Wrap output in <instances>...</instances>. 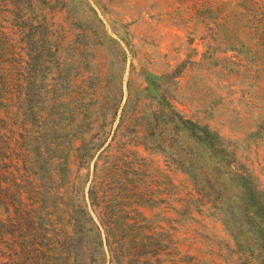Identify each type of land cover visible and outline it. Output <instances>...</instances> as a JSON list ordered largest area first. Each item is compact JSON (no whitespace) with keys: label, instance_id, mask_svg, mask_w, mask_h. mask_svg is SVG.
Listing matches in <instances>:
<instances>
[{"label":"rangeland","instance_id":"rangeland-1","mask_svg":"<svg viewBox=\"0 0 264 264\" xmlns=\"http://www.w3.org/2000/svg\"><path fill=\"white\" fill-rule=\"evenodd\" d=\"M21 3L22 13L34 18L30 27L48 33L50 43L33 41L45 51L28 86L32 109L26 107L15 117L7 109V95L0 98V135L12 147L16 140L40 151L41 161L47 158L42 151L52 136L59 144L45 165L48 175L57 173L61 180L46 181L48 189L40 192L44 202L38 207L57 212L55 218L70 232L66 247L72 254L56 256L51 251L45 264H105L104 251L91 242L88 225L82 234L86 237L78 234L84 219L78 209L89 184L84 192L70 186L82 172L84 188L85 172L89 165L93 171L98 156L104 165V150L120 131L123 115L122 136L113 143L114 157L108 164L113 172L118 168L107 188L113 227H124L139 242L157 245L164 240L170 253L162 256L164 264H235L226 250L233 243L211 216L213 210L192 197L194 184L205 181L201 175L212 162L206 159L208 152L191 151L189 138L206 129L218 134L219 156H235L238 168L249 170L264 188V0ZM11 19L4 13L0 29L4 26L16 38ZM17 38L19 48L23 44ZM55 89L64 102L56 135L49 119L38 123L37 118L40 107L51 108L47 100L38 105L40 99ZM97 145L104 147L87 169L74 163L79 151L91 152ZM222 177L229 199L243 204L241 183L232 172ZM19 198L14 194V203ZM90 210L99 223L98 213ZM69 211L76 218L71 227ZM2 213L6 218L5 210ZM7 238L0 245V264L10 261ZM16 242L31 243L23 238ZM11 262L27 264L19 254L11 255Z\"/></svg>","mask_w":264,"mask_h":264},{"label":"trees","instance_id":"trees-1","mask_svg":"<svg viewBox=\"0 0 264 264\" xmlns=\"http://www.w3.org/2000/svg\"><path fill=\"white\" fill-rule=\"evenodd\" d=\"M14 1L0 0L2 10L0 18L4 13L12 15L13 19L16 18V20L11 19L14 25L13 29L18 30L14 32V35L16 38L18 37L17 39L23 46L18 48L16 38L11 37L9 32L5 31L4 26H1L0 98L2 95H7L4 99L7 103H11V108H7L10 111H7L16 117L19 113L24 114L26 107L30 109L33 107L28 86L32 80L31 75L35 72L34 68L40 66L41 54H44L45 51V46L37 48L33 45V41L37 38L48 45L50 37L48 33L40 32V28L30 27V21L34 20L33 16L22 13L21 0L18 4ZM56 89L45 99H40L38 103V105H42V102L47 100L51 110L42 106L39 108V116H37L38 123L49 119L55 135L59 133L58 122L60 121L61 108L64 105L62 97ZM1 121L3 123V120L0 119ZM172 122L175 126L177 125L174 117ZM123 123L124 115L120 131L113 134L109 142L111 144L104 150L108 152V155L105 156L103 166L99 165L100 157L98 156V160L94 162L93 171H90L91 165L88 169L85 168L88 166L87 163L94 161L97 153L104 146H93L91 152L82 150L76 155L74 163H77L81 169L88 170L85 172L88 178L83 180L85 186L82 188V172H78L74 176L70 188L76 192L80 190L84 192L89 184L88 194L83 193V206L78 209L84 218L80 224L82 226H78V234H80L79 237L84 236L82 234H85V225L87 224V229L91 232V242L104 251L105 264H164L167 260L162 256L170 255L164 240L157 245L147 244L145 241L139 242L138 238L127 234L128 230L124 227L114 228L109 220L113 213L107 194L108 181L114 175L113 173L116 174L118 168L115 166L113 172L108 164L109 160L114 157L113 148L115 146L113 147V143L117 145V138L122 136ZM180 126L182 127V125ZM179 127H175L177 132L181 131ZM0 132L2 133L1 125ZM189 139L191 151L202 155L203 151L208 152L206 159L212 162L203 171L204 175H201L205 181H196L194 184L195 191L193 192L195 194H192V197H197L201 205L210 206V210H213L211 216L221 223L224 232L233 243L226 248L228 260L231 259L229 257H232V262L235 264H264V188L258 185V180L256 184L255 179L257 178L249 170L238 168L240 164L235 160V156L230 160L227 158L228 156H219L216 147L221 137L218 134L207 129L201 132L194 131ZM12 145L13 147L11 143L5 141V136L0 135V245L2 239L8 236L7 242L10 244L9 247H6L7 256L10 257L8 264H12L11 255L13 254L14 257L19 254L23 262L27 264H45V259L52 252L56 256H59L58 254L61 252L67 256L71 255L72 249L66 247V241L70 239L71 235L62 227V219L55 218L58 214L57 212L55 214L51 208L41 209L38 207L44 202L39 194L48 189L46 181L56 183L58 179L61 180L57 173L48 175V167L45 165L50 162L51 156L48 154L53 153L54 147H59L57 140L52 136L48 147L45 148L46 151L43 153L41 150L42 155H47V158L45 157L42 161L39 159L41 152H36V150L34 152L32 148H28V144L24 146L19 141L13 140ZM12 149L24 151L20 154H13L9 152ZM228 172H232L235 180L242 185L243 204L241 205L237 206L228 197V188L222 177ZM17 193L20 198L17 203H14L13 195ZM31 194L34 195L29 197ZM25 195L30 202L25 201ZM12 207L15 208V212L11 211ZM2 208L7 213L6 218L3 217ZM90 208L100 216L99 223L96 222ZM68 215L71 227L75 224L76 218L71 211L68 212ZM104 233L106 234L104 235ZM17 238H23L31 243L18 246Z\"/></svg>","mask_w":264,"mask_h":264}]
</instances>
